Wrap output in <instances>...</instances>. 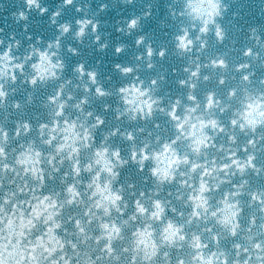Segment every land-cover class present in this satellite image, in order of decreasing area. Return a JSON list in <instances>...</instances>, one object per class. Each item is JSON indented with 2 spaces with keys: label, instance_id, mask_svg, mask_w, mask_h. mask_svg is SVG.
<instances>
[{
  "label": "clouds",
  "instance_id": "9594fccd",
  "mask_svg": "<svg viewBox=\"0 0 264 264\" xmlns=\"http://www.w3.org/2000/svg\"><path fill=\"white\" fill-rule=\"evenodd\" d=\"M0 264H264V0H0Z\"/></svg>",
  "mask_w": 264,
  "mask_h": 264
}]
</instances>
